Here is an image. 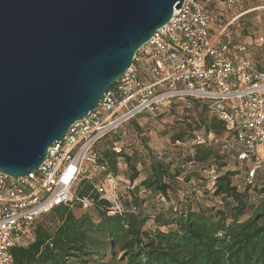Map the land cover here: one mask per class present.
<instances>
[{
  "label": "trees",
  "instance_id": "trees-1",
  "mask_svg": "<svg viewBox=\"0 0 264 264\" xmlns=\"http://www.w3.org/2000/svg\"><path fill=\"white\" fill-rule=\"evenodd\" d=\"M205 1L214 21L226 18L225 8L235 5L226 0ZM257 8L243 12L246 14L234 22ZM229 39L231 50L238 51L242 45L249 54L255 50L252 43ZM220 41L225 42L226 37ZM178 100L184 99L171 103ZM187 102V109L194 113L191 122L172 139L175 143L196 142L194 152L185 156L186 166L197 165L195 170L192 167L186 172V166L159 158L148 146L149 161L145 162L138 151L126 152L120 137L108 134L94 151L99 166L105 169H101V181L108 174L126 177L125 190H120L121 183L118 187L123 212L111 215L113 204L101 197L96 182L83 180L76 196L88 200L89 209L84 210L77 202L42 215L32 224L34 240L26 247L11 250L13 264H264V180L257 184L264 173L258 171L254 185L247 184L252 161L237 158L234 133H229L213 103L201 99ZM149 116L152 114L143 113L132 120L138 134L143 132L138 123ZM197 133L211 134L220 144L207 139L201 144ZM116 145L121 146V153L115 151ZM230 163L238 169L230 168ZM142 164L144 178L138 180ZM213 171L217 180L211 186ZM201 172L208 174L203 176ZM186 187L189 190L184 192L183 202L179 193ZM209 199L215 201L211 206L207 204ZM75 205L80 214L74 210Z\"/></svg>",
  "mask_w": 264,
  "mask_h": 264
},
{
  "label": "built area",
  "instance_id": "built-area-1",
  "mask_svg": "<svg viewBox=\"0 0 264 264\" xmlns=\"http://www.w3.org/2000/svg\"><path fill=\"white\" fill-rule=\"evenodd\" d=\"M226 1L233 5L241 0ZM236 19L220 32L226 37L221 42L212 36L214 19L207 2L184 0L171 20L137 51L131 68L105 94L97 110L54 143L37 170L21 177L0 171V264H13L11 250L34 240L32 224L42 215L77 202L89 209V201L77 197L76 190L83 180L92 181L105 170L98 164L96 145L137 116L154 114L158 106L173 100L212 102L229 133H234L237 158L252 161L247 184H253L258 171L264 173V158L259 156L264 147V64L254 65L245 45L238 51L230 49L226 31ZM256 42L264 45V29ZM115 151L121 153V146L116 145ZM191 168L192 164L186 166ZM122 180L108 174L94 184L101 197L113 204L111 215L123 212L118 193ZM216 180L213 171L211 186Z\"/></svg>",
  "mask_w": 264,
  "mask_h": 264
},
{
  "label": "water",
  "instance_id": "water-1",
  "mask_svg": "<svg viewBox=\"0 0 264 264\" xmlns=\"http://www.w3.org/2000/svg\"><path fill=\"white\" fill-rule=\"evenodd\" d=\"M184 0H0V171L37 170Z\"/></svg>",
  "mask_w": 264,
  "mask_h": 264
},
{
  "label": "rangeland",
  "instance_id": "rangeland-1",
  "mask_svg": "<svg viewBox=\"0 0 264 264\" xmlns=\"http://www.w3.org/2000/svg\"><path fill=\"white\" fill-rule=\"evenodd\" d=\"M254 5V6H253ZM264 6V0H241L236 3L232 7L225 8V15L226 18H218L214 21L212 26V35L215 39L221 40L222 36H219L220 32L223 28H225L229 23H231L234 19L239 17L240 15L244 14L243 12L248 11L252 7H258L253 13L244 16L239 21L234 22L231 24L226 34H228L229 38H233L237 43H252L255 48V53L250 54L252 61L260 62L264 64V45H259L256 42V38L263 33L264 29V9H260ZM258 65V64H257ZM190 105L185 100H178L175 103H169L165 105L158 106L157 110L155 111L152 116L147 117L142 122H139L140 126L142 127V134H138L136 123L129 122L117 129L116 131L112 132L111 134L121 138V145L126 148V152L132 153L133 151H138L141 155L142 160L145 162L149 161V154L146 148H151L156 154H158L159 158L166 159L168 161L172 160L176 166H186L188 163L185 161L186 155H191L193 150V144L195 141H188L185 143H178L173 142V135L180 130L185 124L191 122L192 109L189 108ZM197 142L204 143L207 140H212V144L217 145L220 144L219 140H213V136L211 134L205 135L203 133H197ZM148 146V147H147ZM259 152L261 156H264V147H260ZM230 168L238 166L234 163L229 164ZM191 170H195L197 165L192 166ZM121 169L125 170L126 166H121ZM141 176L138 180L144 178V170L145 166L142 164L140 166ZM186 171V172H190ZM199 173V172H198ZM202 173V172H201ZM103 171H99L93 176V181L96 183L101 181L103 178ZM200 174V173H199ZM208 173H202L201 175L207 176ZM245 175H240V178L243 180ZM123 180L121 181L120 190L122 192L125 190V176H119ZM264 180V176L261 175L258 179L257 184L261 183ZM254 185V183H253ZM190 186L188 185V188ZM187 187L183 190V192L179 193L180 199L185 201L184 192L189 190ZM119 193V192H118ZM215 203V201L211 202L209 199L207 204L209 206ZM158 209H161L159 206ZM74 210L77 214H80L82 211L78 210V206H74Z\"/></svg>",
  "mask_w": 264,
  "mask_h": 264
},
{
  "label": "crops",
  "instance_id": "crops-1",
  "mask_svg": "<svg viewBox=\"0 0 264 264\" xmlns=\"http://www.w3.org/2000/svg\"><path fill=\"white\" fill-rule=\"evenodd\" d=\"M260 158H264V156H261V154H259Z\"/></svg>",
  "mask_w": 264,
  "mask_h": 264
}]
</instances>
